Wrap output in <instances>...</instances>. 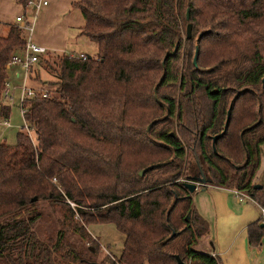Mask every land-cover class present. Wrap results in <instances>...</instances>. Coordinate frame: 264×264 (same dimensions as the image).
<instances>
[{
    "label": "trees",
    "instance_id": "1",
    "mask_svg": "<svg viewBox=\"0 0 264 264\" xmlns=\"http://www.w3.org/2000/svg\"><path fill=\"white\" fill-rule=\"evenodd\" d=\"M15 1L25 8L26 0ZM74 7L97 53L47 52L40 64L54 81L41 90L45 98L25 102L30 136L22 126L15 144H0V261L91 263L65 250L63 231L56 241L37 236L46 201L91 254L98 245L86 226L113 224L124 235L120 257L108 264H179L176 257L221 264L193 249L208 225L178 181L202 177L264 208V186L255 188L264 144V0H79ZM2 27L0 118L7 120L5 66L26 34ZM189 159L194 176L184 175ZM262 224L247 228L249 246H260Z\"/></svg>",
    "mask_w": 264,
    "mask_h": 264
},
{
    "label": "crops",
    "instance_id": "2",
    "mask_svg": "<svg viewBox=\"0 0 264 264\" xmlns=\"http://www.w3.org/2000/svg\"><path fill=\"white\" fill-rule=\"evenodd\" d=\"M41 1L47 4L38 9V15L30 8L32 13L27 16L29 9L23 8L15 0H0V24L20 25L16 23V17L23 16L26 22L32 24L29 38L33 44L53 54L89 56L81 49L85 42L80 30L85 23L79 10L74 7L79 0ZM1 30L6 33V28L2 27ZM8 80L10 100L4 101L13 103L14 99L18 100V83L21 80L11 74ZM260 153V169L255 184L264 186V144ZM191 196L193 208L208 225L207 234L193 247L196 252L218 257L221 264H264V237L256 248L249 246L247 241V228L261 219L257 204L245 199L238 201L229 190L201 184H196V190Z\"/></svg>",
    "mask_w": 264,
    "mask_h": 264
},
{
    "label": "rangeland",
    "instance_id": "3",
    "mask_svg": "<svg viewBox=\"0 0 264 264\" xmlns=\"http://www.w3.org/2000/svg\"><path fill=\"white\" fill-rule=\"evenodd\" d=\"M28 9L29 11L26 12V15L30 16L32 11L30 10V8ZM7 12L8 10L6 9V13ZM37 12L35 13L36 15H38ZM35 14L33 13L32 16H34ZM5 34V30H0V35ZM81 38L85 42L84 48L81 47V49L84 50L89 56H96V44L89 41L84 36ZM72 40L73 39H71V41ZM55 56L56 55H50V58H55ZM31 75V82H29L28 80L26 84L38 91L48 88V83L54 81V75L47 68H45L44 64L41 65L39 63L37 66H35ZM18 85L20 86L21 83H18ZM2 104L10 109V116L9 119H7L8 127H0V144L5 143L7 145H13L16 142V134L22 129L23 126L22 115L20 114L18 108V100L14 99L13 103L5 102L3 100ZM189 165L191 171H187V174L184 173V175L194 176L196 174V166L193 159H189ZM178 182L183 184L187 181L184 177H182V179H180ZM39 208L42 210L43 217L35 226L34 230L41 240L51 239L53 241H56L58 232L63 231L64 237L62 240V244L65 247V250L73 249L79 252L91 263L108 264L109 259L115 260L120 257L124 242V235L117 231L113 224H93L86 226V233L90 235L98 245L95 253L91 254L88 252V247L91 244H87L86 242L81 241L77 236L63 227L61 215L58 208L52 207L46 201H40ZM0 264H5V262L0 261Z\"/></svg>",
    "mask_w": 264,
    "mask_h": 264
},
{
    "label": "built area",
    "instance_id": "4",
    "mask_svg": "<svg viewBox=\"0 0 264 264\" xmlns=\"http://www.w3.org/2000/svg\"><path fill=\"white\" fill-rule=\"evenodd\" d=\"M46 4L47 3L45 1H41V0H26L25 8H33L36 13L40 7L45 6ZM16 23L20 24L18 26L21 29H23V31L26 34V44L24 48L13 53L10 61L6 64L5 69L8 73V76L11 74L17 76L18 78L20 77L21 85L18 87L19 90L18 108L23 119V130L26 132L27 135L30 136V130L28 129L27 124L24 121V116L27 112L26 108L24 107L25 102L27 100L34 99L36 97L45 98L46 92L38 91L34 88H31L26 84V82L28 81L29 75H31V73L33 72V68L37 66L44 59L48 51L44 47H40L31 42L29 38L30 33L32 31L31 23L26 22L23 19V16L16 17ZM76 58L85 59V56L80 55L77 56ZM9 98H10V83L9 80H7L5 84V90L3 93V100H8ZM0 125L8 127L7 120L5 119L0 120ZM231 192L238 199V201H243L244 199L251 200L246 195L239 193L235 190H232ZM67 204L71 208H75V205L73 203L67 201ZM257 206L259 207L261 218L264 219V208L260 207L258 204Z\"/></svg>",
    "mask_w": 264,
    "mask_h": 264
},
{
    "label": "water",
    "instance_id": "5",
    "mask_svg": "<svg viewBox=\"0 0 264 264\" xmlns=\"http://www.w3.org/2000/svg\"><path fill=\"white\" fill-rule=\"evenodd\" d=\"M186 20H188V10L186 11ZM186 38L187 39L191 38V24H187V26H186ZM197 52H198V49L196 47L195 53H194V58H193V65L195 67H197L196 66L197 65V63H196L197 62ZM263 82H264V80H263ZM229 116H230V111H228V113H227L225 127H224L225 129H226L227 124H228ZM225 129L219 136L213 138V144L217 140V138H219L220 136H222L224 134ZM143 172L144 171L140 172L139 176H142ZM205 183H206V180L204 178H202V177L201 178H193L189 182L184 183V187L187 189L188 193L191 195L196 190V184L205 185ZM255 188L256 189H260L261 186L260 185H256ZM35 200H36V198L32 199V202L35 201ZM186 221H189V215H187ZM262 227H264V224H262ZM176 260H177V262L179 264H182L178 257H176ZM90 264H95V263H90Z\"/></svg>",
    "mask_w": 264,
    "mask_h": 264
}]
</instances>
